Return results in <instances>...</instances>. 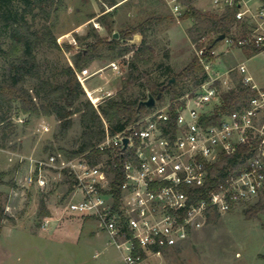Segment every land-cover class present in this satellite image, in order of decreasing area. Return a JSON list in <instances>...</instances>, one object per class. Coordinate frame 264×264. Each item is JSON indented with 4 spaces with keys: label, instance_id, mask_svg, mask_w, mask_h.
<instances>
[{
    "label": "built area",
    "instance_id": "2783aa9c",
    "mask_svg": "<svg viewBox=\"0 0 264 264\" xmlns=\"http://www.w3.org/2000/svg\"><path fill=\"white\" fill-rule=\"evenodd\" d=\"M162 1L176 17L190 5L189 0ZM191 1L207 11L201 4L205 1L216 13L236 8V23L223 41L229 49L264 51V0ZM206 46L198 47L197 55L208 77L194 93L180 99L183 105L171 109L170 103L153 109L116 134L106 128V136L96 146L102 152L98 162L91 160L88 152L77 157L53 153L47 159H37L26 177L28 184L45 188L46 169L67 173L74 180V189L66 210L95 217L122 252L125 264H151L204 227L209 207L229 212L256 202L264 190V87L247 74L246 62L225 72L215 71L218 62L205 56ZM212 53L217 54L215 49ZM237 73L257 94L225 111L223 95L237 88ZM238 151L243 161L217 182L210 199L194 201L193 190L208 183L211 166ZM119 166L125 179L116 201L112 168ZM79 191L83 198L76 201ZM50 223L47 218L42 227L46 229Z\"/></svg>",
    "mask_w": 264,
    "mask_h": 264
},
{
    "label": "rangeland",
    "instance_id": "374dc122",
    "mask_svg": "<svg viewBox=\"0 0 264 264\" xmlns=\"http://www.w3.org/2000/svg\"><path fill=\"white\" fill-rule=\"evenodd\" d=\"M62 1L59 13L53 14L49 20L39 9H36L35 17L28 16L35 29H42L46 23L51 25L61 45V49L44 45L38 50L46 75L54 81L64 80L65 77L57 73L66 65H74L75 54L94 42L96 34L111 36L98 20L107 11L113 13L114 31L119 33L151 17L162 18L147 30V42L154 48L155 54L146 55L145 58L151 57V60L141 63L140 70L135 72L137 82L143 85L149 78L164 80L167 66L176 72L182 70L197 55L199 44L206 45L212 37L198 38L191 33L194 20L174 16L162 0H118L115 8L103 4L101 0ZM201 4L211 11L205 1ZM198 7L201 10L204 8L201 5ZM103 9L106 11L102 12ZM141 41V34L136 33L123 43L137 46ZM10 43L9 30L0 28V49L8 50ZM216 50L214 61L218 64L215 71L225 72L246 62L247 74L258 86L264 87V51L245 55L240 49L228 50V44L223 40ZM132 55L133 52H130L125 58H115L112 52L105 49L101 57L93 59L79 71L86 98L98 105L106 97L116 94L122 88V77L129 75L128 61ZM124 59L127 61L125 65L121 62ZM7 66L8 61L0 55V78L6 73ZM240 78L237 73L235 82L238 83ZM139 84L134 86L135 93L144 94L146 87L141 88ZM196 89L192 81L186 83L182 87L185 92L183 97ZM170 103L167 95L156 102L154 109L164 108ZM12 116L17 128L11 133L7 146L0 147V172L4 173L5 179L1 187L3 205L10 216L0 231V264H123L122 252L111 241L109 234L100 228L95 217L65 213L74 189L71 177L68 179L57 170L46 169L47 187L30 185L26 181L37 159H47L49 155L60 152L62 147H79L82 132L80 114L73 116V126L65 135L60 134V122L56 116L33 117L27 123L28 117L17 115V111ZM21 117L24 121L19 119ZM45 125L50 129L45 130ZM90 158L96 160L95 157ZM82 198L80 191L74 196L76 201ZM42 202L50 211L46 216L40 214ZM254 203L222 212L216 222H207L204 227L196 229L187 240L166 250L162 258L153 259L151 264H264V213L257 218H248L244 212ZM49 217L61 220H52L49 228L43 229L42 225ZM90 229L93 231L90 232ZM96 252H99L98 257H94Z\"/></svg>",
    "mask_w": 264,
    "mask_h": 264
},
{
    "label": "trees",
    "instance_id": "16d2710c",
    "mask_svg": "<svg viewBox=\"0 0 264 264\" xmlns=\"http://www.w3.org/2000/svg\"><path fill=\"white\" fill-rule=\"evenodd\" d=\"M101 1L114 8L118 4V0ZM17 2L20 4L18 5ZM189 3V8L182 15V19L192 18L194 20L190 31L198 35V38L212 36L207 43L205 56L214 59L215 55L212 50L221 41L219 36L223 33L229 35L236 23V8H228L223 13H216L197 8L192 5L191 0ZM62 5V0H0V28L9 30L11 40L8 50L0 49V55L8 61L6 73L0 78V147L7 146L6 142L11 133L17 128L12 116L14 111H17V115L28 117L25 123L33 117L56 116L60 122V134L62 135L67 134L73 126V116L79 113L82 124L81 143L76 149L62 147L60 152L68 157H77L88 152L87 156L98 160L102 152L96 149V146L106 136V128L110 134H116L135 123L145 113L152 111L154 107L140 105L141 101L148 99L150 94L156 98L162 94L157 101L168 95L172 102L171 109H176L184 103L180 99L185 94L182 87L186 83L192 81L198 86L207 79L208 74L200 57L195 55L178 72L167 66L165 71L167 77L164 80L149 78L145 85L139 84L135 72L140 70L141 63L151 60V57L145 58L146 55L155 54L154 48L147 42V30L150 25L159 22L162 18L154 16L137 25H130L120 31L119 38H114L113 13L105 12L106 9H103L102 12L105 13L98 20L106 26L111 36L102 37L95 33L96 40L75 54L74 65H66L57 73L59 76L63 75L64 80L54 81L52 77L46 75L45 66L38 57V50L44 45L52 49H61V45L51 25L46 23L42 29H35L28 16L35 17L36 9H39V12L49 20L53 14L59 13ZM243 26L246 28V25ZM136 33L142 36L140 45L131 46L123 43ZM203 46L204 43H201L198 47ZM105 49L112 52L115 58H125V55L130 52H133V55L128 61L129 75L122 77V88L96 106L89 98H86V91L78 72L85 69L93 59L101 57ZM245 52L254 55L260 50L248 47ZM121 62L124 65L127 63L125 59ZM173 77L175 81L170 82ZM237 80V88L223 95L222 109L225 111L238 108L248 98L257 94L256 90L244 85L241 78ZM136 84H139L141 88L145 86L146 92L144 94L135 93ZM214 122L217 123L218 120ZM242 161L243 155L238 151L233 155L223 156L219 162L213 164L208 183L202 188L193 190L194 201L204 198L209 200L211 189L230 168ZM112 170L115 173L112 190L118 201L125 175L121 166L113 167ZM3 176L4 173L0 172V231L4 227L5 220L10 218L3 205L1 188L5 184ZM244 212L248 218H257L264 213V190L260 198L254 204L249 205ZM40 214L43 216L50 214L44 202H42ZM220 216L221 213L216 208L209 207L207 222H216ZM262 225L264 227V221Z\"/></svg>",
    "mask_w": 264,
    "mask_h": 264
},
{
    "label": "water",
    "instance_id": "95a60500",
    "mask_svg": "<svg viewBox=\"0 0 264 264\" xmlns=\"http://www.w3.org/2000/svg\"><path fill=\"white\" fill-rule=\"evenodd\" d=\"M119 36H120V33L119 32H114V34H113V37L114 38H119ZM225 37H226V34L223 33V34H221L219 36V40L222 41L223 39H225ZM172 81H175V78L174 77L171 79L170 82H172ZM161 96H162V94H160L158 96V98H156L155 96H153V95L150 94L149 97H148V99L141 101L140 105H145L147 107H154L155 104H156V102H157V99H159ZM124 143H125V145H127V143H128V139L127 138L124 139Z\"/></svg>",
    "mask_w": 264,
    "mask_h": 264
},
{
    "label": "crops",
    "instance_id": "0c3cea01",
    "mask_svg": "<svg viewBox=\"0 0 264 264\" xmlns=\"http://www.w3.org/2000/svg\"><path fill=\"white\" fill-rule=\"evenodd\" d=\"M218 45V44H217ZM216 45V46H217ZM216 46H215V50H216ZM228 50H229V48H228ZM230 50H232V49H230ZM245 55L247 54L246 52H245V49H240ZM229 52V51H228ZM216 53H217V50H216ZM255 55V54H254ZM252 56V55H251ZM240 75V74H239ZM261 87V86H260ZM24 116V118H25V115H23ZM52 116H54V115H52ZM48 117H50V116H48ZM50 125V124H49ZM63 176H65L66 178H68L69 179V176H68V174L67 173H65V172H63V173H61ZM72 192H73V190H72ZM71 195H72V193L70 194V197H69V199L71 198ZM65 213H67V215L69 214L70 216H76L77 214H72V213H70L69 211H66ZM50 219H51V222H52V220H56V221H59V220H61L60 218H56V217H49ZM48 228H49V226H48ZM48 228H46V229H48ZM44 229V228H43ZM93 231V229L91 230L90 229V232H92ZM99 256V252H96L95 254H94V257H98ZM123 264H125V262L123 263Z\"/></svg>",
    "mask_w": 264,
    "mask_h": 264
}]
</instances>
